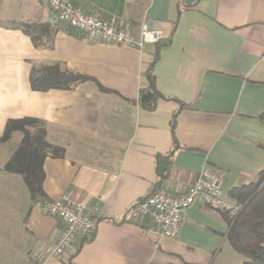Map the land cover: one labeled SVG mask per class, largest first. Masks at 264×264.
Listing matches in <instances>:
<instances>
[{
    "label": "crops",
    "instance_id": "crops-1",
    "mask_svg": "<svg viewBox=\"0 0 264 264\" xmlns=\"http://www.w3.org/2000/svg\"><path fill=\"white\" fill-rule=\"evenodd\" d=\"M70 1L136 37L143 22L163 36L142 52L91 44L50 25L41 0H0V137L8 120L38 119L46 141L63 150L44 159L41 191L31 196L20 175L2 169L13 136L0 143V264L216 262L232 250L226 213L196 202L176 237L158 240L127 212L154 191L180 194L204 165L223 174L222 199L236 205L229 192L264 169V0ZM20 24H49L52 34L40 35L36 46ZM52 65L92 81L71 91H33L32 69ZM151 66L162 99L146 111L138 98ZM65 194L97 206L96 231L37 263L34 250L54 245L63 224L35 200Z\"/></svg>",
    "mask_w": 264,
    "mask_h": 264
},
{
    "label": "built area",
    "instance_id": "built-area-1",
    "mask_svg": "<svg viewBox=\"0 0 264 264\" xmlns=\"http://www.w3.org/2000/svg\"><path fill=\"white\" fill-rule=\"evenodd\" d=\"M49 9L48 23L52 26H66L82 35L91 44L115 45L142 52L146 45H155L162 39V32L151 24L143 22L139 35L117 28L113 21H105L86 13L70 0H41ZM223 174L208 165L198 172L196 181L177 195L154 191L136 201L127 212V219L158 240L175 238L184 221L187 210L200 202L212 210L224 212L230 219L235 218L240 207L222 199ZM39 210L63 224V229L54 245H39L32 253L37 263L55 256H62L72 250L75 241L92 236L97 228L99 210L86 201H72L65 194L50 201L39 199L34 203Z\"/></svg>",
    "mask_w": 264,
    "mask_h": 264
},
{
    "label": "trees",
    "instance_id": "trees-1",
    "mask_svg": "<svg viewBox=\"0 0 264 264\" xmlns=\"http://www.w3.org/2000/svg\"><path fill=\"white\" fill-rule=\"evenodd\" d=\"M18 28L28 35L36 46H39L41 42L40 35L51 36L52 34L49 24H20ZM157 59L158 53L156 52L154 63ZM145 76L147 87L140 90L138 104L146 111H152L157 101L162 99L155 85L153 66L146 71ZM29 81L33 91L46 92L49 90L71 91L92 80L61 70L58 65H52L32 69ZM97 87L100 91L105 92L100 86ZM259 119L264 121V113L259 116ZM171 130L173 134L174 118L171 122ZM15 133L21 135L20 142L2 169L7 173L20 175L31 196H38L44 175V159L48 156L59 158L62 156L63 150L46 141L44 123L38 119L8 120L0 137V143L9 141ZM173 143L175 144L174 137ZM172 155L173 152L168 155L167 162ZM229 195L240 207V211L233 219L226 217L228 244L233 251L246 259L242 264H264V169L254 182L233 188Z\"/></svg>",
    "mask_w": 264,
    "mask_h": 264
},
{
    "label": "rangeland",
    "instance_id": "rangeland-1",
    "mask_svg": "<svg viewBox=\"0 0 264 264\" xmlns=\"http://www.w3.org/2000/svg\"><path fill=\"white\" fill-rule=\"evenodd\" d=\"M5 1H6V2H5ZM3 2H4L5 4H7V0H3ZM9 2H10V0H8V4H9ZM5 4H4V5H5ZM6 8H7V7H6ZM6 8H5V9H6ZM8 10L11 11L12 8H9V7H8ZM20 138H21V135H20L19 133L14 134V135H13V139H12L11 141H9V143H7L8 145H6V148L9 149L10 147L14 146V147H15V148L13 147V151H14V150L16 149L17 145H18L19 142H20ZM4 153H6V151H5ZM228 248H229V247H228ZM228 250H229L230 253H228V254H223V253L220 254V255L218 256L216 262H214V263H212V264H218L219 260L222 259V258L225 259L226 264H236V262H235V258H240V260H242V262H244V261L246 260L242 255L236 253L235 251H232L231 249H228ZM232 254H233V255H232Z\"/></svg>",
    "mask_w": 264,
    "mask_h": 264
}]
</instances>
